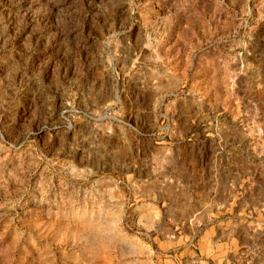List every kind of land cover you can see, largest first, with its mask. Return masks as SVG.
<instances>
[{
    "label": "rangeland",
    "instance_id": "obj_1",
    "mask_svg": "<svg viewBox=\"0 0 264 264\" xmlns=\"http://www.w3.org/2000/svg\"><path fill=\"white\" fill-rule=\"evenodd\" d=\"M263 260L264 0H0V264Z\"/></svg>",
    "mask_w": 264,
    "mask_h": 264
},
{
    "label": "crops",
    "instance_id": "obj_2",
    "mask_svg": "<svg viewBox=\"0 0 264 264\" xmlns=\"http://www.w3.org/2000/svg\"><path fill=\"white\" fill-rule=\"evenodd\" d=\"M216 256L220 257V256H219V254H218V255H217V254H215L213 257L215 258ZM261 264H264V260H263V261H261Z\"/></svg>",
    "mask_w": 264,
    "mask_h": 264
}]
</instances>
